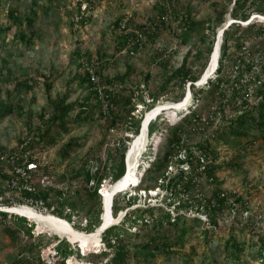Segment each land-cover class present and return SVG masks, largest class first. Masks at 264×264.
<instances>
[{
    "label": "trees",
    "instance_id": "obj_1",
    "mask_svg": "<svg viewBox=\"0 0 264 264\" xmlns=\"http://www.w3.org/2000/svg\"><path fill=\"white\" fill-rule=\"evenodd\" d=\"M81 1H76V12L70 15L72 25L85 23L90 18L92 1L84 0L86 7L83 10ZM66 2L0 0L9 20L6 25L0 22L2 50L8 45V34H11V40H19L24 49L30 48L39 13L66 8L70 0L67 4ZM212 2L214 13L204 20L211 33V41L205 50L193 44L194 31L201 28L204 21L195 17L191 0H163L157 9L159 18L153 20V24L149 21V25L140 23L134 27L129 26L125 13H118L114 17L111 29L115 32L117 50L125 48L134 53L146 42L144 33L150 41L161 33L170 31L178 45L190 44L193 58L198 59L206 54L201 68L194 61H188L190 50L178 64L169 66L167 57L171 55L167 54H172L177 49H168L164 44L156 46L152 58L163 67L162 81L151 88L145 83L142 88L136 85L137 93H134L135 89L125 90L123 93L116 88L118 82L126 80L132 67L120 75L109 76L104 68L108 67L110 60L102 56L94 58L88 47L77 43L68 57L69 64L81 67V71H74L72 76L87 92L69 99L70 90L65 89L57 96L49 97L47 106L32 112L26 108L25 100L26 94L38 82V75H42L44 89L48 92L56 75H61L62 70L51 66L47 73L36 69L35 73L24 69L16 71L9 64L13 52L5 49L0 54V122L5 116L16 114L25 117L27 129L22 137H18L15 146L8 147L0 143V238L2 243L12 245L13 248V253L1 264H68L65 259L70 254L75 252L80 256L85 253L78 246L75 249L66 236L58 237L54 234L52 239H43L46 235L44 231L34 235L32 230L35 220L1 207L23 203L33 205L35 200L37 203L41 200L39 207L46 206L47 213L61 216L73 226H84L86 231H92L101 221L102 202L97 188L109 171L111 182L124 173L122 154L128 146L126 140L129 136L119 141L116 149L121 150V157L111 167L100 166L96 162L99 156L91 153L78 164H71L64 172L56 173L51 162L41 164L37 151L57 144L60 135L69 133L73 124L82 125L95 118H103L104 128L111 130L119 123L122 109L136 135L142 117L131 113L135 103H143L150 108L160 95L170 92L174 94L173 100H178L184 95L188 81L191 100L186 108L178 110L177 118L169 123L165 118L159 120L161 114H158L148 123L149 133L162 126L164 142L158 146L152 159H149L150 145L147 146L146 160L149 163L144 165L138 181V186L141 184L144 189L155 186L159 177L166 176L164 171L168 163L175 162V170L161 183L165 192L160 199L167 207L162 204H147L127 209L119 221L101 231L103 244L88 253L98 264H264V232L255 231L254 239V233L248 238H241L235 231L254 221L252 215H247L243 225L238 226L234 222L243 216H237L233 207L242 203L243 207H249L243 194L226 189L218 183L211 188L209 196H205L202 190L197 194L193 192L194 186L198 185L197 179L203 174L208 175L213 183L219 181L216 170L223 165L217 160L219 143L232 141L236 145L245 143L251 146L256 141H264V20L252 19L248 23L232 21L224 27L216 69L204 83H195L209 59L217 26H222L229 16L236 20H246L254 12L264 14V0H232L229 6L221 1ZM171 7L179 10L175 26L170 18ZM199 37H207V32L200 33ZM90 69L97 75L95 82L90 78ZM148 76L149 72L145 74L144 82H147ZM145 90L150 100H145ZM201 96L206 98L207 104L195 105ZM30 100H34V95H31ZM118 105L121 106L116 109L115 106ZM203 109H206L204 119L201 113ZM33 116H36L35 120ZM212 126H215L212 133L206 134ZM192 130L202 134L201 139L195 143L188 141ZM102 140L103 138L99 141ZM81 144V136L70 135L56 149L59 161L66 159L71 150ZM182 147L187 151L186 157L173 159ZM199 154L209 159L203 168H200L202 162ZM239 156V153L232 155L226 164L236 167V158ZM29 161L36 165L28 167ZM16 163L21 166V170H16ZM44 173L49 174L52 183L42 186L39 180ZM117 193L113 196L111 205L114 216L123 209V205L130 206L138 198L132 195L125 199ZM53 204L54 207L51 208ZM94 205L95 214L84 225L80 220L73 221L71 211H65V207L69 206L89 215ZM171 205L173 211L168 208ZM189 208L205 213L210 225H204L202 217L187 213ZM224 208L235 213L232 214L233 221L227 234L220 235L215 226L218 223L217 217ZM133 225L134 229L131 228ZM49 240H56L53 245L54 261H48L40 253V247Z\"/></svg>",
    "mask_w": 264,
    "mask_h": 264
},
{
    "label": "rangeland",
    "instance_id": "obj_2",
    "mask_svg": "<svg viewBox=\"0 0 264 264\" xmlns=\"http://www.w3.org/2000/svg\"><path fill=\"white\" fill-rule=\"evenodd\" d=\"M65 1H67V4L69 0ZM76 1L77 0H70V3L66 5V8H55L54 10L49 9L47 12H40L39 17L35 23L33 43L27 50L24 49L22 44H20L19 40H11V34H8V45L7 47H5V49L13 52V54L10 55L9 64L16 71H21L24 69L29 72L35 73L34 70L36 69L37 71H43L47 73L48 67L51 66H53L55 69L62 70L61 75H56L48 92L44 89L42 75H38V82L35 84L33 90L26 94L25 100L26 108L32 112H37L42 107L47 106L46 103L49 97L53 98L59 93L65 91V89L70 90L68 96L69 99H72L76 96H82L87 92V89H85V87L83 86H79L77 84L76 78H73L72 76L74 71H81V67L69 64L68 57L71 50L77 43H81L82 45L88 47L92 51V56L94 58L102 56V58L110 60L108 67L104 68V72H106L109 76L120 75L127 68L132 67V70L126 80L122 83L118 82L116 86V88L120 89V92L123 93L128 89H135L134 93H137L136 85H139V87L142 88L143 83H145L147 87L151 88L155 85H158L162 81L164 72L163 67L157 64L152 58V52L155 53L156 46H160V44H164L168 49H170L171 47L177 49L174 50L172 54H167L171 55L170 57H167V65L169 66L178 64L181 61L182 56L187 54L188 50H190L188 61H194L200 68L202 66V62L206 58V54L203 55V52V56H201L200 58H193L194 54L192 48H190V44L182 46L178 45V42L175 40L174 35H172L170 31H165L154 40L150 41H148L146 34L144 33L143 37L146 42L139 46L137 50L134 51V53H130L125 48H122L121 50L116 49L117 41L115 32L113 29H111V22L114 17L118 13H125L128 21L130 22L129 26L132 25L133 27L135 24L140 23L149 25V21H152L151 23L153 24V20H157L160 16L157 13V9L163 0H91L92 3L90 7V18L85 23L72 25L70 24L69 19L70 15L76 12ZM212 1H221L225 6H229L232 3V0H191L194 6L193 8L195 17L197 19H202L204 21L206 17L213 15L214 4ZM83 2L85 1L82 0L81 3ZM1 8L0 22H2L3 25H6L9 23V20L4 14L3 5L1 6ZM169 13L171 14L170 18L172 20V23L175 26L179 10L171 7V9H169ZM253 19L264 20V18L260 16H255L253 17ZM206 23L207 22L204 21V24L201 26V28L194 31L193 44H195L196 46H200L202 50L207 49L206 47L211 41V33L209 30H207L206 26L208 25H206ZM220 27L221 25H218L217 30ZM13 29H15L14 26ZM202 32H207V37H199L200 33ZM216 33H214V42L216 40ZM4 50H2V46L0 45V54H3ZM210 54L211 52L209 53V57ZM206 65L202 67V72L206 68ZM147 72H149L148 80L147 82H144L143 78ZM189 82L190 81L187 82V85ZM200 83L204 82L201 81ZM146 91L147 90L144 91V98L145 100H150ZM186 91L187 87L184 94L186 93ZM31 95H34L33 101L30 100ZM173 95V92L160 95L155 100L153 106L174 101L172 98ZM182 97H180L179 99H181ZM197 103H199V106L204 105V103L207 104V100L205 97L201 96L200 99L197 100L195 105H197ZM120 106L121 105L115 106V108L119 109ZM152 107L148 108L146 104L137 102L135 103V106L133 107L131 113H133V115L135 116L140 115L143 118L146 112ZM170 109L172 108L169 107V109L165 108L164 110H162L160 112L161 117H159L158 119L160 120L162 118H165L167 122H173L177 118L176 113L179 109H177L175 114H171V112H169ZM141 111L142 114H140ZM72 112H74V110ZM205 112L206 109H203L201 113L204 115ZM120 113L121 116L119 118V123L108 131L104 128L103 118H95L94 120L86 122L82 125L73 124L69 133H62L60 135L57 144H55L54 146H48L45 150L37 151L36 155L37 157H39V161L41 162V164L51 162V165L53 169H55L56 173H62L67 169V167L70 168L71 164H78L86 156L89 157L91 153H95L99 156L96 162L99 163L100 166L111 167V165L114 162H118L121 157V150L116 149L119 147V141H121L123 137L129 136V139L126 140L128 146L122 154V158L124 159V162L126 164L127 150L135 137V132H133L129 126L130 122L127 121L128 116L125 115L124 109H122ZM33 117L35 120L36 116ZM24 120L25 117L16 114L5 116L0 122V143L7 145L8 147L15 146L18 141V137H22L27 130ZM214 128L215 126L209 128L206 131V134L212 133ZM161 130L162 126L155 132L149 133L148 131L145 145L140 150L142 151V153L141 155L137 156L138 161L142 162V165H147V143L151 144L152 140L155 137L159 141V147L161 146V144H163L165 133L164 130ZM153 133H155L154 136H152ZM190 133H192L188 140L190 143H195L202 137V134L200 135L194 130L190 131ZM70 135L81 136L82 144L81 146L75 147L73 150H71L70 155L66 159L59 161L56 149L61 144H63ZM102 138L103 140L102 142H100L99 140ZM217 148L219 149V157L217 160L220 164H223L216 170V175L219 181L213 183V181L209 179L208 175H201V177L197 179L198 185L194 186V194H197L202 190L205 196H209L211 194V188H213L215 183L220 184V186L226 189L243 194L249 207H243V203L236 204L233 207V210H236V213L230 211L228 208H224L223 211L220 212V215H218V223L215 226V229L219 232L220 235L227 234L229 225L233 221V213H235L237 216L239 215L240 217L241 214L243 216L242 219L240 218L234 221L236 224H239L238 226L244 224L246 218L248 217L247 215H252L251 218L254 219L253 224L247 223L243 228H236L235 231L239 237L248 238L250 234H253L255 231L264 232V141H256L251 146H248L245 143L236 145L232 141H226L219 143ZM237 153H239L240 155L238 158H236V161L238 163L237 166L229 167L226 164L227 159ZM134 154L132 155L131 159L135 160L137 154L135 155V157ZM141 169L142 168L138 170L140 171ZM110 173L111 172L109 171L104 178L108 180V178L110 177ZM104 178H102V181ZM138 181L139 180H137L135 184L130 185L127 191L119 192L117 193V195H119V197L124 196V198L127 199L128 196H137V194L135 193L138 192L141 194L142 200L145 196L146 199L148 196L147 194L151 192V190L149 191L148 188L144 189L141 184L138 186ZM1 184L2 182L0 181V185ZM106 185L109 184L107 183ZM144 193H146V195ZM161 194H159V199L161 197ZM148 200H150V198ZM140 203L143 204L142 201L137 202L130 205L129 208L131 209ZM31 206L41 212L47 213L46 210L43 211V208L39 207L36 204H33ZM125 208L126 206L123 205V209L119 210L116 216H119L120 213H122L120 216L121 218L124 210L126 211L127 209H129ZM95 210L96 207L94 205L93 211H91L89 215L85 214L82 211H76L75 215L72 216V219L75 222L80 220L81 224L84 225V223H86L85 220L89 219L95 214ZM187 212L189 214H196L202 217L205 220L204 225H210L207 222V215L202 211L189 208ZM250 221L252 222V220ZM74 227L81 231H86L84 226L74 225ZM131 228L134 229L133 227ZM32 231H34V235L44 231L46 235L43 236V239H47L48 237L52 239L54 234H56V236L58 237L66 236L64 233H60L53 228H49V226L45 224H41L39 226L35 224ZM253 238H256V233L253 234ZM55 241L56 240H49L40 247V253L48 261L55 260L53 256V245ZM72 245L75 249L78 246L76 243H73ZM97 247L89 249L85 253L80 254V256H77L74 252L70 254L65 259V261L68 264H78V260L84 262L89 261L92 264H98L95 262V260H93L91 254L88 253L90 252V250L96 249ZM80 249L78 248L79 252ZM81 250L83 251V249ZM12 251V245L2 243L0 238V264L6 262L10 254L13 253ZM171 264L174 263L172 262Z\"/></svg>",
    "mask_w": 264,
    "mask_h": 264
},
{
    "label": "bare ground",
    "instance_id": "obj_3",
    "mask_svg": "<svg viewBox=\"0 0 264 264\" xmlns=\"http://www.w3.org/2000/svg\"><path fill=\"white\" fill-rule=\"evenodd\" d=\"M261 15V14H260ZM219 44V37L216 41L215 49L212 53L211 59L209 61L208 67L205 70L202 78H204L209 70L214 67L216 56L218 54V45ZM201 78V79H202ZM203 80V79H202ZM190 99L189 92H187L186 96L183 99L178 101H172L165 104H158L153 106L150 110H148L145 114V117L142 121L141 131L138 132L134 139L132 140L131 145L127 150V161L125 171L121 177L117 180L110 182L109 185H105L101 189V196H102V217L100 223L97 227L92 231H81L75 228L67 219L58 216L53 213H46L41 212L31 205L27 204H15L12 206H5L8 210H13L15 212H19L20 214H24L27 217L35 220L36 225L45 224L49 226V228H53L60 233H64L67 238L71 241L79 242L83 251H87L91 248H95L99 244V234L103 230L105 225H109L112 222H116L120 219L122 213L119 216H114L111 211V202L113 200V196L118 191L128 188L130 185L135 184L137 180H139L140 175L142 172L138 170L136 167L137 156L140 154L141 148L145 145V140L147 137V122L150 118L157 115L159 112L164 110L165 108L170 109L169 112L171 114H175L177 109L184 107ZM171 104V105H170ZM171 119V118H170ZM135 153V154H134ZM134 154L135 160L131 159L132 155ZM98 249V248H97ZM87 254V253H86ZM78 264H92L89 261H80L78 260Z\"/></svg>",
    "mask_w": 264,
    "mask_h": 264
},
{
    "label": "built area",
    "instance_id": "obj_4",
    "mask_svg": "<svg viewBox=\"0 0 264 264\" xmlns=\"http://www.w3.org/2000/svg\"><path fill=\"white\" fill-rule=\"evenodd\" d=\"M85 7H86V3L84 2V3H82V5H81V9L83 10V9H85ZM77 17V16H76ZM90 78H91V80H93L94 82L95 81H97V75L90 69ZM202 118L204 119L205 118V114L203 115L202 114ZM155 135V133H153V135L152 136H154ZM158 144H159V141H158V139L157 138H155L154 137V139L152 140V142H151V144H149V143H147V146L148 145H150V148H151V156L149 157V159H152L154 156H155V154L157 153V150H158ZM146 146V147H147ZM186 154H187V151H186V149L184 148V147H182L179 151H178V153L173 157V159L174 158H185L186 157ZM199 160L202 162V165L200 166V168H203L204 167V164L206 163V162H208L209 161V159H207L203 154H199ZM147 162H146V164H148L149 163V160H146ZM175 162H173V161H170L169 163H168V165H167V167H166V169H165V171H164V174L166 175V176H161V177H159L158 178V181H157V184L155 185V186H153V187H149L148 188V190L150 191L151 190V192H149L147 195V198L145 199V197H144V199L142 200L141 199V195H140V193H138L137 192V194H138V198H137V201L135 202V203H137V202H143V204L142 203H140V204H138V205H143V206H145V205H147V204H162V205H164V206H166L165 205V203L161 200V199H159L158 197H159V194H161V192H162V194H161V196L164 194V192H165V190H164V188L162 187V185H161V183L163 182V180H167V176H169L171 173H173V171L175 170ZM27 165H28V167H34L35 165H36V163L35 162H33V161H29L28 163H27ZM15 168H16V170H21V166L18 164V163H16L15 164ZM142 170V169H141ZM140 176H141V174H140ZM40 184L42 185V186H44V185H47V184H51L52 183V180H51V178H50V176H49V174H47V173H44V174H42L41 175V177H40ZM110 182V177L108 178V180L106 179V178H104L103 179V181H101V183H100V185L98 186V193L100 194V196H101V189L108 183V184H110L109 183ZM145 195H146V193H144ZM150 198V200H148ZM161 198V197H160ZM101 199H102V196H101ZM153 199H155V200H153ZM39 203H41V200H39L38 201V203H37V201L35 200V204L36 205H40ZM135 203H133V204H135ZM34 204V203H33ZM132 205V204H131ZM137 205V206H138ZM54 207V204L53 205H51V208H53ZM167 207V206H166ZM43 211L44 210H46V206H44L43 205ZM126 208H129V206L128 207H126ZM125 208V209H126ZM171 211H173V207H172V205L171 206H169L168 207ZM120 210H122V209H120ZM65 211H71L72 213H73V215H75V210H73V209H71L69 206H66L65 207ZM124 212H125V210H124ZM188 213V212H187ZM124 214V213H123ZM85 218V217H84ZM86 221V220H85ZM131 227H133V228H135V226L133 225V226H131ZM101 238V237H100ZM99 243L102 245L103 244V241H102V239H100L99 240Z\"/></svg>",
    "mask_w": 264,
    "mask_h": 264
},
{
    "label": "clouds",
    "instance_id": "obj_5",
    "mask_svg": "<svg viewBox=\"0 0 264 264\" xmlns=\"http://www.w3.org/2000/svg\"><path fill=\"white\" fill-rule=\"evenodd\" d=\"M84 3V2H83ZM86 3V2H85ZM81 5H82V3H81ZM255 16H264V14H261L260 15V13H252L251 14V16L248 18V19H246V20H236L235 18H232V17H228L225 21H224V23H223V25L216 31L217 33H216V40H215V42H214V45H213V48H212V51H211V54H210V57H209V60H208V63H207V65H206V68L204 69V71L201 73V76L197 79V80H195V83H197V84H201L200 82L202 81V82H205L206 80H207V78L213 73V71L216 69V67H217V65H218V56H219V48H220V43H221V38H222V33H223V29H224V27H226L228 24H230L233 20H235V21H240L241 23H243L242 21H247V20H249V19H251V18H253V17H255ZM250 21V20H249ZM248 21V22H249ZM248 22H246V23H248ZM218 37H219V46H218V54H217V56H216V60H215V64H214V67L211 69V70H209V72L207 73V75L204 77V78H202V75L204 74V72H205V70L207 69V67H208V64H209V61H210V59H211V56H212V53H213V51H214V49H215V46H216V41H217V39H218ZM203 80H202V79ZM187 92H189V95H190V99H189V102H190V100H191V90H190V87H189V83H188V85H187V91H186V93L183 95V97L181 98V99H183L185 96H186V94H187ZM180 100V99H179ZM174 101H178V100H174ZM189 102L184 106V107H182V108H180L179 110H182V109H184V108H186L187 107V105L189 104ZM158 114H160V112L158 113ZM157 114V115H158ZM157 115H155L154 117H152V118H150L149 120H148V122H147V135H148V123L151 121V120H153V119H155L156 117H157ZM144 117H145V115H144ZM143 117V118H144ZM143 118H142V120H141V124H140V126H142V121H143ZM139 131H141V127H140V130ZM140 133V132H139ZM147 146V145H146ZM147 148V147H146ZM141 153H142V151H140V154L139 155H141ZM142 157V156H141ZM125 167H126V164H125ZM136 167L138 168V169H140V168H142V170L144 169V165H142V162H139L138 161V158H137V162H136ZM141 171V170H140ZM142 172V171H141ZM140 178H141V176H140ZM139 178V179H140ZM111 182V181H110ZM127 189L128 188H125V189H122V190H120V191H118V192H122V191H127ZM135 189V188H134ZM135 194H137V192L135 193ZM141 195V194H140ZM137 196H138V194H137ZM101 202H102V200H101ZM111 205H112V202H111ZM112 211V210H111ZM17 213H19V212H17ZM102 213V212H101ZM24 215V214H23ZM26 216V215H25ZM101 217H102V215H101ZM112 223H114V222H112ZM110 225V224H109ZM107 227V226H106ZM101 236L99 235V240L101 239L100 238ZM69 239V238H68ZM72 244L73 243H76L77 245H78V247L79 248H81V246H80V244H79V242H76V241H71V240H69ZM76 245V246H77ZM101 244L99 243L98 244V247L100 246ZM97 247V246H96ZM82 249V248H81Z\"/></svg>",
    "mask_w": 264,
    "mask_h": 264
},
{
    "label": "water",
    "instance_id": "obj_6",
    "mask_svg": "<svg viewBox=\"0 0 264 264\" xmlns=\"http://www.w3.org/2000/svg\"><path fill=\"white\" fill-rule=\"evenodd\" d=\"M262 18H264V16H261ZM253 18H251V19H249V20H252ZM249 20H247V21H242L243 23H246V22H248ZM233 21H235V20H233ZM219 45V44H218ZM218 47V46H217ZM1 208H4V209H6V207L4 206V207H1ZM6 210H8V209H6ZM8 211H13V210H8ZM106 226H108V225H105L104 226V228L106 227ZM103 228V229H104Z\"/></svg>",
    "mask_w": 264,
    "mask_h": 264
}]
</instances>
